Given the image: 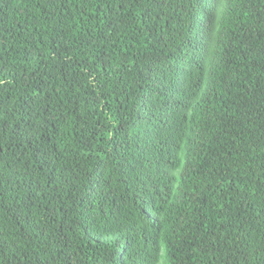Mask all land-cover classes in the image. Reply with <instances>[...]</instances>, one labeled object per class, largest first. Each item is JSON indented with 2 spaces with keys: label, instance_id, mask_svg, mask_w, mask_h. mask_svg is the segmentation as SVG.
<instances>
[{
  "label": "trees",
  "instance_id": "obj_1",
  "mask_svg": "<svg viewBox=\"0 0 264 264\" xmlns=\"http://www.w3.org/2000/svg\"><path fill=\"white\" fill-rule=\"evenodd\" d=\"M0 264H264V0H0Z\"/></svg>",
  "mask_w": 264,
  "mask_h": 264
}]
</instances>
